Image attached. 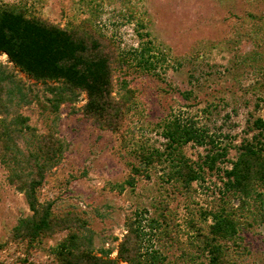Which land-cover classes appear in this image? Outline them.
Wrapping results in <instances>:
<instances>
[{"label":"rangeland","instance_id":"374dc122","mask_svg":"<svg viewBox=\"0 0 264 264\" xmlns=\"http://www.w3.org/2000/svg\"><path fill=\"white\" fill-rule=\"evenodd\" d=\"M0 8L25 9L60 27L90 19L120 52L134 54L116 65L113 95L133 93L118 132L85 115V92L58 113L45 110L39 101L51 98L47 88L57 83L29 77L0 54V64L15 74L28 98H39L19 111L29 119L32 141L53 132L67 143L39 191L41 203H52L57 218L78 216L93 232L98 256L106 257L103 248L117 258L136 222L150 233L142 253L159 250L165 264H207L196 232L211 224L204 213L227 207L225 201L240 212L237 199L223 193L224 170L257 133L254 120L264 119V0H0ZM174 117L193 122L217 143L216 148L186 144L183 153L191 162L201 164L211 148H227L224 159L214 170L205 166L203 179L190 188L163 180L165 172L159 171L149 178L138 175L121 190L132 168L144 164L141 153L168 150L164 125ZM6 166L0 157V264H59L55 248L69 230L45 235L32 247L13 236L31 210ZM152 219L160 223L154 233ZM253 225L234 246L238 264H264V224ZM170 230L172 239L162 237Z\"/></svg>","mask_w":264,"mask_h":264},{"label":"trees","instance_id":"16d2710c","mask_svg":"<svg viewBox=\"0 0 264 264\" xmlns=\"http://www.w3.org/2000/svg\"><path fill=\"white\" fill-rule=\"evenodd\" d=\"M3 53L29 77L57 83L47 88L51 98H46L45 102L36 97L29 99L15 74L0 64V157L10 168V183L24 193L31 210L29 216L19 220L13 236L27 240L32 247L45 235L69 230L67 237L55 248L59 264H119V260L128 264H165L167 258L159 250L148 248L142 253L144 238L150 233L139 223L134 222L129 227L117 258H109L111 250L103 248L99 251L106 257H101L94 252L93 232L78 216L66 214L57 218L52 203H41L39 191L47 173L63 156L67 143L53 132L34 143L27 134L29 119L19 113L22 106L31 104L34 99L45 110L58 113L63 104L77 102L85 92V115L104 127L120 131L126 111L133 103V93L126 92L120 98L113 95L116 65L127 63L134 54L126 56L120 52L114 40L97 30L90 19L60 27L39 16L29 15L25 9L0 8V54ZM252 127L257 133L252 140L242 143L237 157L230 160V168L224 170L223 193L237 199L240 212L233 206L230 208L229 201H225L227 207L204 213L206 221L211 217V224L196 232L199 249L207 258V264H238L240 254L235 258L234 246L239 247L241 233L253 227V223L264 224V119H255ZM164 135L168 150L165 153L157 150L141 153L144 164L132 168L128 180L120 185L121 190L125 185L133 186L136 176L149 178L151 172L159 171L165 172L163 180L175 179L181 187L190 188L193 182L203 179L205 166L214 170L227 153V148L217 151L211 148L201 164L191 162L183 153L186 144L193 142L201 147L212 145L216 148L217 143L206 130L178 117L166 120ZM195 226L191 223L192 228ZM149 227L154 233L160 229V223L152 219ZM174 235L173 230L162 233V237L168 239Z\"/></svg>","mask_w":264,"mask_h":264}]
</instances>
